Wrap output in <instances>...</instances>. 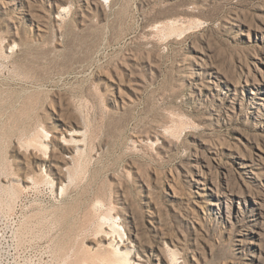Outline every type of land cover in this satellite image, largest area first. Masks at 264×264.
Segmentation results:
<instances>
[{"label":"rangeland","instance_id":"374dc122","mask_svg":"<svg viewBox=\"0 0 264 264\" xmlns=\"http://www.w3.org/2000/svg\"><path fill=\"white\" fill-rule=\"evenodd\" d=\"M113 245L264 264V0H0V264Z\"/></svg>","mask_w":264,"mask_h":264},{"label":"bare ground","instance_id":"6f19581e","mask_svg":"<svg viewBox=\"0 0 264 264\" xmlns=\"http://www.w3.org/2000/svg\"><path fill=\"white\" fill-rule=\"evenodd\" d=\"M97 204H99V203H97ZM212 205H217V204L216 203H212ZM109 222H110V220H109ZM114 230H117L120 233V230H118L116 228H114ZM122 246L124 247V244H122ZM171 258H172V264H178L177 261H176L177 257H176L175 252H172ZM97 259H98L97 260V264H146L144 258L141 255H139V253H137L136 255H131V251L127 250V249L123 250L121 248V245H118V246L113 245V250L112 251L108 252L107 254H100L97 257Z\"/></svg>","mask_w":264,"mask_h":264}]
</instances>
